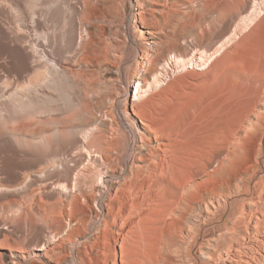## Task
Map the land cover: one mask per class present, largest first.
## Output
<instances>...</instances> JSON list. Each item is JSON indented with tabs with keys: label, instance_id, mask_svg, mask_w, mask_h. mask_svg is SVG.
Wrapping results in <instances>:
<instances>
[{
	"label": "bare ground",
	"instance_id": "1",
	"mask_svg": "<svg viewBox=\"0 0 264 264\" xmlns=\"http://www.w3.org/2000/svg\"><path fill=\"white\" fill-rule=\"evenodd\" d=\"M134 2L132 8H141L139 0ZM254 3L253 12L244 19L254 30L260 28V33L250 46V61L236 66L238 73L250 75V81L244 89L235 85L221 96L212 125L205 120L200 127L194 126L204 116L196 111L188 113L187 106L149 111L143 108L142 98L163 84L170 65L181 70L208 67L230 41L219 44L210 53L199 50L196 64L192 58H185L180 44L171 53V64L162 65L158 57L150 62L149 58L161 45L160 31L147 25L139 13L143 22L137 25L134 41L137 54L129 75L122 76L123 103L126 107L131 105L132 113L126 112L122 119L121 141L116 137L106 143L108 148L102 159L104 173L96 176L98 181L90 182L86 174L79 175V169L83 168L81 155L61 161L59 151L52 148L57 141V126L51 127L47 140L39 136L41 130L16 134L0 128V222L13 219L14 211L19 219L16 226L2 228L0 236L3 243L11 242L21 248L0 246V264H118V261L120 264H205L206 261L264 264V27H261L264 0ZM87 11L90 16L96 14ZM150 11L158 12V9ZM25 15L30 16L27 12ZM132 15L135 20L136 14ZM45 39L52 41L53 36ZM165 53L163 50L162 54ZM0 57L4 61L0 70L6 73L10 71L8 59L21 70H28L34 64H29V55L19 46L9 50L0 48ZM49 59L38 61L36 67L45 63L46 71L53 69L58 59L53 58L55 63ZM132 87L134 94L130 102ZM0 96V115L8 119L12 98L7 81ZM135 104L139 105L135 107ZM115 105L117 99L110 111H114ZM117 132L116 124L114 135ZM18 137L27 146L13 150V154L33 157L34 162L43 165L38 173L45 186L52 175L51 166L64 201L54 200L53 194L44 190L28 211L19 205L18 199L31 195L32 187L21 182L19 174L10 173L12 163L8 161V152L12 140ZM83 139L80 152L87 153L92 164L97 152L91 155L88 146L95 137L86 131ZM44 146L49 151L40 155L26 150L30 147L40 150ZM255 179L259 182L255 183ZM88 185L93 186L94 196L86 193ZM93 206L98 211L94 219L91 218ZM63 216L67 219L60 220ZM36 221L41 224H34Z\"/></svg>",
	"mask_w": 264,
	"mask_h": 264
},
{
	"label": "rangeland",
	"instance_id": "2",
	"mask_svg": "<svg viewBox=\"0 0 264 264\" xmlns=\"http://www.w3.org/2000/svg\"><path fill=\"white\" fill-rule=\"evenodd\" d=\"M139 1L141 8H132L134 0H0V48L9 50L10 47L19 46L29 55V64L34 63L28 70H21L17 63L8 59L6 63L10 71L6 73L0 70V90L7 81L12 98L9 118L4 119L0 115V128L16 134L41 130L39 136L47 140L51 135V127L57 126V141L51 147L59 151L61 161L64 163L77 154L81 155L83 168L79 169V175L86 174L90 182L98 181L96 176L104 173L102 159L108 148L106 143L116 137L121 141L123 134L119 132V128L122 129V119L126 112L132 113L131 105L126 107L123 103L122 76L129 75L137 54L134 41L137 40V25L143 22L137 15L139 13L147 25L160 31L161 45L154 56L149 58L150 62L158 57L162 59V65L171 64V53L176 44H180L182 51L186 53L185 58H192L196 64L199 62V50L210 53L219 44L230 41L208 67H188L181 70L175 68L174 64L170 65L167 79H162L163 84L142 98L143 108L149 111L178 110L187 106L188 113L196 111L204 116V119L195 121L194 126L200 127L205 120L212 125L221 96L232 91L235 85L244 89L250 81V75L238 73L236 66L250 61V46L255 35L260 33V28L254 30L245 24L246 16L254 10V0ZM154 9H158V12L150 11ZM87 10H93L96 14L90 16ZM26 12L30 15L28 18ZM132 13L136 14L135 20ZM261 27H264V21ZM3 33L7 35L4 36ZM234 33L237 37L233 36ZM48 35L53 36L52 41H46L45 37ZM92 41L96 43L93 44ZM44 48H49V52ZM163 50H166L164 55ZM49 58L54 63L53 58L58 59L60 63L56 61L55 67L48 71L45 63L36 67L38 61L50 60ZM2 60L0 57V64L4 63ZM100 75L102 76L99 78ZM35 77L40 79L35 81ZM27 79L33 81V84ZM133 94L132 87L130 102ZM116 99L117 106H114V111H110ZM92 119L94 123H91ZM116 124L118 132L114 135ZM86 131H91V136L95 137L88 146L91 155L97 152L92 164L87 153L80 152ZM21 140V137L12 140L11 150L8 152V161L12 163L10 173L19 174L21 182L32 187L31 195L18 199L19 205L28 211L32 202L39 201L44 190L53 194L54 200L64 201L51 166L49 169L52 175L45 186L42 175L38 173L44 166L34 162L33 157L21 158L13 154V150L20 151L27 146ZM26 150L40 155L49 151V148L44 146L37 150L30 147ZM254 181L258 183L259 179ZM92 187L88 185L86 188V193L90 196L95 195ZM72 189L70 185V191ZM139 199L142 200L141 195ZM92 212L91 218L94 219L98 212L95 206ZM12 218L5 223L0 222V230L16 226L18 213L14 211ZM63 218L60 217V220L67 219L66 216ZM33 223L41 224L39 221ZM3 239L0 236L1 247L13 245V249L21 250L17 244L3 243ZM117 250L119 253L118 248ZM205 264L213 263L206 261Z\"/></svg>",
	"mask_w": 264,
	"mask_h": 264
},
{
	"label": "built area",
	"instance_id": "3",
	"mask_svg": "<svg viewBox=\"0 0 264 264\" xmlns=\"http://www.w3.org/2000/svg\"><path fill=\"white\" fill-rule=\"evenodd\" d=\"M165 85V84H164Z\"/></svg>",
	"mask_w": 264,
	"mask_h": 264
}]
</instances>
